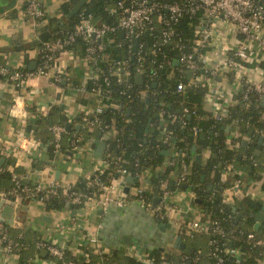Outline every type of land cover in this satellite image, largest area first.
Returning <instances> with one entry per match:
<instances>
[{
  "label": "built area",
  "instance_id": "1",
  "mask_svg": "<svg viewBox=\"0 0 264 264\" xmlns=\"http://www.w3.org/2000/svg\"><path fill=\"white\" fill-rule=\"evenodd\" d=\"M127 4L119 2L115 8L110 10L111 14L119 11L118 18L113 25L102 24L97 27L94 24V18L91 15H86L81 17L79 24L66 40L56 39L43 42L42 54L39 56V63L34 71L28 72L11 68L0 62V79L11 84L15 91L20 90L28 80L34 78H44L53 83L58 82L60 73L54 68L56 55L66 52L67 50H62L71 45L76 37H82L87 46L83 59L90 63L104 60L107 72L115 77L116 82L129 86L128 82L132 74L126 58L103 59L104 48L110 43H113L115 48L120 47L111 35L115 32H122L127 41L125 47L128 54L137 59V69L134 75L139 73L143 75L139 69V62L146 49L143 43H140L139 38L147 34V36L156 39L150 48L152 54L159 53L163 59L177 60L180 72L182 74L190 73L188 85L191 83L201 84L207 89L205 101H212L213 97L218 100L214 104L215 110L212 113L214 118L221 119L229 107H226V102L228 91L231 89L233 92L231 102L237 93L240 95V99H235V103L232 104L241 103L245 109L261 107L259 119L264 122V69L260 67V64L264 62V0H127ZM23 13L36 29L44 26L46 17L40 0H28L23 8ZM185 17L189 20L187 23L189 36L183 41L184 33L174 27L179 25ZM135 41H137L136 51L131 53ZM164 46L168 47L170 51H174L175 54L164 55L162 51ZM217 59L220 61L216 62ZM167 65L169 62H166ZM158 67L162 69V64ZM197 70H200L202 74L195 75ZM155 74L156 71L152 72L151 79ZM94 77L97 75L95 74ZM188 85H184L182 82L178 83L175 92L184 95ZM98 91L95 89L91 93L109 101L107 96L101 95ZM137 95L145 98L148 96V91L140 90ZM16 106L17 102L14 101V107ZM107 107H111V105ZM104 110L105 107L102 106L95 109L89 115L91 119H87L86 124L98 130L107 129L108 126H103L100 119ZM182 113L189 112L183 109ZM191 114L193 115L194 112ZM26 119L27 116L22 114L23 124H20L22 133ZM180 123L182 126L185 125L181 119ZM108 129L106 132H113L112 127ZM192 131L197 133L198 130L194 127ZM52 132L54 153L56 154L60 150V142L65 134V128L54 126ZM255 133L264 137L262 129L255 130ZM233 134H236V129ZM169 139V137H165L163 143H168ZM22 140L23 138L20 137L17 143ZM25 140L29 148L37 145L33 136L25 138ZM243 140L248 141L246 137ZM225 144L236 151L239 149L238 144H233L232 140H227ZM70 151L77 157L81 156L79 139L72 142ZM172 156L173 159L166 161L167 166L175 163L177 156L174 153ZM184 156L182 154L181 158L177 160L180 172L174 181L176 185L187 182L188 166ZM122 162L121 157L114 159L116 176H110L108 181L103 182L100 177L111 163L104 159L99 160L89 176L90 181L92 180L89 187L94 189V192L90 194L70 191L69 185H62L55 181L24 185L20 177L12 174V189L7 193L0 190V202H3V206H10L16 212L22 206V201H26L27 204L36 203L45 209L50 199L61 195L67 205H71L75 211L69 223L60 226L55 235L46 237L42 234L40 236L34 246L35 252L28 259L27 264H106L104 262L109 258L110 249L104 245L95 231L79 228L77 222H90L92 218L101 219L110 206L122 209L130 204H138L152 219L158 222L171 224L175 236L180 237L181 240H195L200 236H206L208 250L206 253L200 250L196 251L193 256L180 254L178 262L174 263L163 255L156 260L139 247L129 246L125 249L127 258L139 264H202L204 258L209 257L216 259L215 264H222L224 257L233 259L237 264L242 261L244 254L240 248L228 246L225 243L220 246L218 244V238L228 240L234 232L232 227L226 231L220 227L218 220L211 221L209 225L199 221L186 223L170 221L172 217L169 215V210L176 201L175 192L179 190H170L166 181L158 186L157 204H153V199L146 196L141 187L135 189L132 194L124 193L121 185L126 177H130V174L120 166ZM252 164L255 166V162ZM225 171L233 172L232 166H225ZM187 190L189 191L186 194L187 197L189 194L192 196L190 189ZM223 202L225 203L224 200ZM228 219L231 220V217L229 216ZM15 225L19 224L15 223ZM30 226L34 232H42L41 228L33 224ZM7 228H9L8 225L0 222V251L11 262L13 258L18 259L14 251H19L20 248L18 243L11 238ZM98 228H100L99 225ZM62 231L61 237H55ZM245 240L264 251V240L258 238L253 232H248ZM41 252H44L47 258L41 257ZM110 264L117 263L111 262Z\"/></svg>",
  "mask_w": 264,
  "mask_h": 264
},
{
  "label": "trees",
  "instance_id": "2",
  "mask_svg": "<svg viewBox=\"0 0 264 264\" xmlns=\"http://www.w3.org/2000/svg\"><path fill=\"white\" fill-rule=\"evenodd\" d=\"M78 1H65L60 7V17L49 20V28L55 25H58V28L52 32L47 41L66 40L68 35L73 33L75 27L79 24L81 17L86 15H91L94 18V24L97 27L102 24L113 25L118 18L119 11L111 14L110 10L115 8L119 2L128 5L127 0H89L77 14L69 18L67 16L68 13ZM188 21L187 17H185L179 25L174 27L184 33L183 41L189 36ZM111 36L120 45V47L113 50L112 56H123L125 51V58L130 66L132 77L128 82L129 86L118 84L115 77L107 72V66L103 64V67L96 74L97 77L91 78L87 85V89L90 92L97 89L101 95L107 96L113 106H106L100 118L103 126L112 127L115 133L114 142L107 144L106 151L102 157L111 165L102 173L101 181L106 182L110 176H116L113 161L116 157H121L123 162L120 163V166L125 168L133 179L132 193H134L135 189L141 187L144 189L146 196L154 199L158 192V186L162 182L166 181L170 190H181L182 186L185 185V189H190V192L195 195V199L200 201V203H197L200 212H202L200 223L209 225L211 221L218 220L220 227H223L226 231H229L230 227L234 230L227 241L218 238L219 246L225 243L228 246L240 248L244 256L239 264H257V260L264 257L263 249L254 247L245 240L246 234L253 232L247 229V226L251 223L250 212L254 208V204L248 199L244 200L238 210L240 214L239 220L235 223L232 208L223 202V191L233 187V184L231 185L229 180L228 182H222L221 174L227 165H231L233 168V180L239 179L236 174V166L238 165L245 166L244 168L248 170V174L257 175L259 173L256 172L257 169L252 164L253 160L256 159L254 154L255 144L246 143L243 146V142H245L243 138L249 135L250 129L252 131L264 130V122L259 119L261 107L259 109L254 107L245 109L243 104L237 103L236 105H229L221 119L214 118L212 113L207 114L202 107L207 93L206 87H202L201 84L197 83L188 85L187 74L180 72V67L173 63L174 59H163L159 53L156 55L152 54L150 48L156 39L145 35L139 38L140 43H143L146 50L143 52L142 59L139 62V69L143 73V83L138 84L134 75L137 69V59H131V54L129 55L127 48L125 49L127 41L124 36L120 37L118 32L113 33ZM37 48V63H39V56L42 54V43L37 45ZM86 48L87 46L82 37H76L74 42L66 46V49L62 51L76 50L84 58ZM162 51L166 56L175 54L174 51H170L166 46L162 47ZM166 62H169V65L166 66ZM160 64H162V69L158 67ZM260 67L264 69V62L260 64ZM18 69L26 70L22 66ZM154 71H156V74L151 79L150 76ZM201 74L200 70L195 73L197 76ZM180 82L188 85L184 95L175 92V87ZM140 90L148 91V96L151 99L148 104H146L144 98L137 95ZM235 99H240L239 93L235 95ZM235 99L233 103H235ZM183 109H186L189 113L183 114ZM192 112H194L193 115L191 114ZM55 113L56 109L52 108L49 118L45 121L43 120V122L48 125L51 120L53 123L56 120L53 118ZM87 119H91V117L79 116L72 123L65 118L57 120L60 126L65 127L67 123L72 125L71 129L69 131L65 130V134L62 136L63 141L61 139L62 142H60L61 148L63 146L62 151L71 150V144L75 139H79L80 144L86 142L83 136L89 135V133L82 123L86 124ZM180 119L184 121V126L181 125ZM77 124L80 125V131L74 129ZM231 125L235 127L236 134H231L228 137L225 129ZM194 127L198 130L197 133L192 131ZM108 128L101 129L99 132L104 134V132L109 130ZM165 137L170 138L168 143H163ZM228 139L232 140L233 144H238V151L229 148L225 144ZM173 140L175 141L173 142ZM41 142L46 145L49 158H52L54 155L53 134L51 137L46 136L41 139ZM192 147L196 148L197 153L208 151L210 155L207 160H201L199 163L195 162L191 155ZM162 150L169 151L170 156H168L167 160L173 159V153L177 156V159H175L173 165H166L163 173H160L157 169L162 167L165 162V157L161 155ZM182 154L185 155L184 160L188 166L187 182L180 185H176V182H173L172 186H170L172 178L179 176V162L177 160L181 158ZM8 165H10V161L0 166V190L6 193L13 187L12 172H9ZM146 171L152 173L150 187H144L145 178L143 172ZM21 182H23L22 179ZM91 182L92 180L90 181L89 177L86 179L79 178L74 184L70 185V191L90 194L94 192V189L89 187ZM260 182V186L264 191V179ZM25 205H27V202L22 201V206L24 207ZM21 207L18 212H21ZM67 207L65 199L59 195L50 199L45 209L47 211L63 210L67 209ZM229 216L231 220L228 219ZM7 229L9 230L10 228ZM11 238L18 243L20 248L19 251H14V253L18 256L21 264H27L28 259L35 252L33 247L36 242L34 241L39 239L27 240L25 237L16 238L12 235ZM197 250L198 248L196 249L190 243H187V249L183 250V254L193 256ZM144 251L156 260L162 256L155 250L146 248ZM110 256H114L113 252L109 254ZM164 257L174 263L178 262V259L173 255H165ZM127 261L129 264H139L129 258H127ZM201 263L215 264L216 259L213 257L204 258ZM222 264L237 263L231 258L224 257Z\"/></svg>",
  "mask_w": 264,
  "mask_h": 264
},
{
  "label": "crops",
  "instance_id": "3",
  "mask_svg": "<svg viewBox=\"0 0 264 264\" xmlns=\"http://www.w3.org/2000/svg\"><path fill=\"white\" fill-rule=\"evenodd\" d=\"M27 1L12 0L9 5L0 6V49H6L5 52L0 53V62L11 68L22 66L29 72L34 71L37 67V45L40 44L38 35L52 28H49V20L60 17V7L67 0H40L46 17L45 24L40 29H36L23 13ZM108 50H110L109 45H106L104 53ZM110 52L113 51L110 50ZM104 53L103 59L126 57L125 51L123 56L120 57L104 56ZM132 58L133 56H131ZM219 61V59L216 60V62ZM98 62L99 60L91 64L83 59L76 50L66 51L56 55L54 68L60 73V80L56 83L44 78H34L28 80L20 90L15 91L11 84L0 79V166L10 161V165H8L9 172L20 177L24 185L55 181L70 186L79 178H88L94 171L98 161L102 159L107 144L111 142L105 140L103 134L97 136L94 127L93 132L89 133V139L84 143L87 151L81 149L82 154L78 157L68 149L62 151V146L58 153H54L53 157L49 158L46 145L41 142V139L46 136H52V127L60 126L57 122L60 118H65L72 123L79 116L91 115L100 106L104 108L111 105L113 107L110 101L99 98L87 89L89 80L103 67L104 62L101 61V64ZM144 99L145 102L146 99H149L146 104L151 101L149 96ZM14 101L17 102L16 107H14ZM202 107L207 114L214 112L211 107V100L205 101ZM52 108L56 109L53 116L56 120L53 123L50 120L49 124L46 125L43 120L49 118ZM22 114L27 116L24 127L21 126L23 127V133L20 131V124H23L21 121ZM31 120L35 122L31 124ZM27 125H31L35 130L31 128L28 132ZM230 127L232 125L226 129ZM226 129L225 132L230 137L232 133L230 129L229 131ZM29 135L33 136L37 143L32 148H29L25 140V138H30ZM112 135L115 138L113 132ZM256 136L258 135L255 131H252L251 134L246 136L248 140L246 143L255 144L254 154L256 159L253 162H255L256 172L259 173L257 175L248 174V170L244 168L245 166L238 165L236 166L238 180H233L232 172L224 170L221 174V181L228 182L229 180L230 184H233V187L223 191V200L228 206L235 208V211H232L235 223L239 220L238 210L240 204L246 199L250 200L254 204V208L250 212L251 223L247 226V229L252 230L258 238L264 240V220L258 231L254 230L257 224L255 217L261 213V208L264 206V191L260 186V181L264 179V146L257 143ZM20 137L23 140L17 143ZM94 140L105 143V148L99 157L95 155ZM228 140L230 141V139ZM196 154L201 156L202 161L207 160L210 155L208 151L201 153L196 151ZM167 159L168 157H165L164 165L157 169L160 173H163L164 167L167 165ZM143 174L145 178L144 187H150L152 173L146 171ZM126 178L122 183L123 187L129 189L127 194H132V181H126ZM234 185H237L242 193L241 199L236 198L235 191H233ZM123 187L121 186L122 190ZM187 193L189 191L185 188L175 192L176 201L169 210V215L172 217L170 221L186 223L199 221L202 218V212H200L197 203L194 201L195 195L191 196L189 194V197H187ZM157 203L158 201L154 203L153 199V204ZM73 215V208L69 209L67 207L63 211L45 212L38 204L29 203L21 207V212L13 211L10 219L2 220L0 216V222L9 226L10 234L13 237L21 236L27 240L33 238L37 240L42 234L46 237L47 235H53L54 230L60 227L64 219L71 218ZM44 218L49 220L46 221ZM15 223L19 225L16 226ZM66 223H69V221L67 220ZM158 223L138 204H130L122 209L110 206L101 219L92 218L90 222H77V225L79 224V228L81 227L84 230L95 231L104 245L110 249V253L113 252L114 259L105 261L106 264L111 262L129 264L125 256V249L129 246H137L142 250L146 248L150 250V247H152V250L157 251L159 254L160 249H163L165 255H173L178 259V256L183 254V250L187 249V241L181 240L185 244L183 250L175 248L173 244V239L176 237L174 228L171 226L170 230L161 232L158 229ZM31 224L41 228L42 232H34L31 229ZM98 225L100 228H98ZM11 228L13 229L11 230ZM189 243L192 247L198 248L197 251L206 252L208 250V238L206 236L189 240ZM119 254H124L120 262L118 261ZM40 256L47 258V255L42 254V252ZM0 264H21V261L19 258H13L10 262L0 251ZM257 264H264V257L258 259Z\"/></svg>",
  "mask_w": 264,
  "mask_h": 264
},
{
  "label": "water",
  "instance_id": "4",
  "mask_svg": "<svg viewBox=\"0 0 264 264\" xmlns=\"http://www.w3.org/2000/svg\"><path fill=\"white\" fill-rule=\"evenodd\" d=\"M12 1V0H0V6L1 7H4V6H7L9 5V2ZM89 0H79L70 10V12L68 13V17H72L74 16L75 14H77L82 8L83 6L88 2ZM58 28V25H55L53 26L51 29L49 30H46L44 32H42L41 34L38 35V41L40 43H43L45 42L46 40L49 39V37L51 36L52 32L55 31L56 29ZM119 35L122 36L123 33L122 32H119ZM145 36H147V34H145ZM136 44H137V41L134 42V46L132 47V51L135 52L136 51ZM6 49H0V53L2 52H5ZM133 59V58H132ZM174 65H178L177 63V60L174 61ZM187 79H189L190 77V73H188L187 75ZM135 80L138 84H142L143 83V75H141L140 73L139 74H136L135 75ZM149 99H146V102L148 101ZM189 118V117H188ZM35 121L34 120H31V124L34 123ZM72 125L70 123H67L65 125V130L66 131H69L71 129ZM33 129L35 130L34 127H32L31 125H27V131L29 132L30 129ZM74 129L76 131H80V126H75ZM230 129V132L233 134L235 132V129L234 127H230L228 129H226L227 131H229ZM252 133V129L249 130V134ZM95 134L97 136H101V133L99 132L98 129L95 130ZM83 139L84 140H88L89 139V135H84L83 136ZM175 140H173L174 142ZM256 141L259 145H263L264 146V137H261V136H256ZM93 144L96 146L95 147V155L97 157H99L103 151V149L105 148V143L104 142H101L99 140H94L93 141ZM246 145V142H243V146ZM161 155H163L164 157H168L169 156V151L168 150H162L161 151ZM191 155L194 159L195 162L199 163L201 162V156L200 155H197L196 154V148L195 147H192L191 149ZM133 179L131 177H128L126 178V181H132ZM175 181V178H173L170 186H172L173 182ZM123 187V184L121 185ZM182 188H185V185L182 186ZM233 191H235V196L237 199H241V197L243 196L242 193L239 191V188L238 186H234L233 188ZM123 192L124 193H128L129 192V189L127 187H123ZM192 196H194V194H192ZM158 201V198H154V203ZM196 203H200L199 200L195 199L194 200ZM69 209H72V206L71 205H67ZM261 207V205H260ZM13 211L14 209L10 206H3V202H0V216H1V219L2 220H5V219H10L12 214H13ZM232 211H235V208L233 207L232 208ZM73 212L75 213V211L73 210ZM44 220H49L47 218H44ZM255 220L257 222V224L255 225L254 227V230L255 231H258L259 227H260V224L263 222L264 220V206L261 208V213H259V215L257 217H255ZM158 229L161 231V232H165L167 230H170L171 229V224H166V223H163V222H159L158 223ZM173 244H174V247L175 248H178L179 250H183L184 249V246L185 244L181 241V238L180 237H175L173 239ZM153 248L150 247V250H152ZM160 254L161 255H165L164 254V251L163 249H160ZM42 254H45L44 252H42Z\"/></svg>",
  "mask_w": 264,
  "mask_h": 264
},
{
  "label": "rangeland",
  "instance_id": "5",
  "mask_svg": "<svg viewBox=\"0 0 264 264\" xmlns=\"http://www.w3.org/2000/svg\"><path fill=\"white\" fill-rule=\"evenodd\" d=\"M109 49L111 50V51H113L114 49H115V47H114V45H113V43H110L109 44ZM110 50H108V52H105L104 53V56H107V55H110V57H113L112 55H111V53L112 52H110ZM111 59H114V58H111ZM102 62H104V60L102 61ZM99 64H101V60H99V62H98ZM232 95H233V92H232V90L231 89H229V91H228V95H227V97H228V100H227V102H226V107H228L229 106V104H232L233 102H231V97H232ZM215 102H218V100L215 98V97H213L212 98V101H211V107L213 108V111L215 110V107H214V104H215ZM233 105V104H232ZM224 114V113H223ZM83 125H84V127H85V129H86V131L88 132V133H92L93 132V130H94V128L93 127H91L90 125H88V124H84V123H82ZM103 138L105 139V140H108V141H110V142H114V135H112V133H110V132H105L103 135ZM85 143V142H84ZM84 143H82L81 145H80V150L82 149L83 151H85L87 148L84 146ZM87 151V150H86ZM82 152V151H81ZM237 174V173H236ZM45 212L47 211L46 209H44L42 206H40ZM50 211H61V210H50ZM63 211V210H62ZM53 213H55V212H53ZM79 217H81V216H79ZM81 219H82V217H81ZM69 221L70 220V217H67V218H65L64 219V225L66 224V221ZM63 223H61L60 224V226H62V224ZM34 224V223H33ZM58 230H59V228H57V229H55L54 230V233H53V235H55L57 232H58ZM82 230V229H81ZM62 233H63V231L62 232H60L57 236H55V237H61V235H62ZM186 241H187V243H189V240H187L186 239ZM113 257V258H112ZM110 256L109 258H108V260H110V261H112V259H114V256ZM123 257H124V254H119L118 255V258H119V262H120V260L121 259H123Z\"/></svg>",
  "mask_w": 264,
  "mask_h": 264
}]
</instances>
